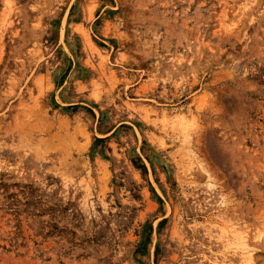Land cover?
Returning a JSON list of instances; mask_svg holds the SVG:
<instances>
[{
  "label": "rangeland",
  "instance_id": "rangeland-1",
  "mask_svg": "<svg viewBox=\"0 0 264 264\" xmlns=\"http://www.w3.org/2000/svg\"><path fill=\"white\" fill-rule=\"evenodd\" d=\"M0 264H264V0H0Z\"/></svg>",
  "mask_w": 264,
  "mask_h": 264
},
{
  "label": "bare ground",
  "instance_id": "bare-ground-1",
  "mask_svg": "<svg viewBox=\"0 0 264 264\" xmlns=\"http://www.w3.org/2000/svg\"><path fill=\"white\" fill-rule=\"evenodd\" d=\"M244 241H245V240H244ZM240 243H241V241H240ZM240 245L242 246L241 248H242V250L244 251L245 247L247 246L246 243L243 242V243H241ZM245 250H246V249H245ZM243 253H244V255H245V252H243ZM251 261H252V260H251Z\"/></svg>",
  "mask_w": 264,
  "mask_h": 264
}]
</instances>
